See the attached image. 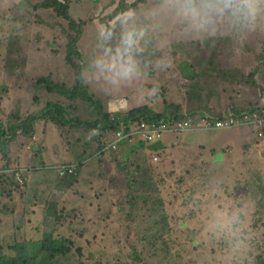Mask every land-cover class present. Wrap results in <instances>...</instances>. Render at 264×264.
<instances>
[{
	"label": "rangeland",
	"instance_id": "obj_1",
	"mask_svg": "<svg viewBox=\"0 0 264 264\" xmlns=\"http://www.w3.org/2000/svg\"><path fill=\"white\" fill-rule=\"evenodd\" d=\"M195 4L193 18L172 0H0V132L31 115L34 128L43 125L41 136L19 130L0 148L28 156L23 183L0 178V259L22 248L39 255L50 233L70 240L51 264H264V126L263 135L250 128L240 164L213 165L186 153L179 134L171 147L135 137L102 151L117 129L55 117L120 128L125 113L105 118L120 99L195 115L264 103V0L252 16L205 15ZM127 33L136 34L131 49ZM74 41L79 57L69 55ZM118 50L133 71L110 66ZM56 85L96 95L94 103L47 89ZM49 102L58 115L45 112ZM199 131L185 136L201 139ZM63 165L74 172L61 175Z\"/></svg>",
	"mask_w": 264,
	"mask_h": 264
},
{
	"label": "built area",
	"instance_id": "obj_2",
	"mask_svg": "<svg viewBox=\"0 0 264 264\" xmlns=\"http://www.w3.org/2000/svg\"><path fill=\"white\" fill-rule=\"evenodd\" d=\"M262 124H264V105H256L239 111L226 109L222 114L216 116L207 114L195 116L194 114L167 111L162 114L161 118L130 121L127 125L123 121L103 150L117 149L120 142L133 140L135 137H140L147 144H151L161 141L169 133L182 134L192 130L229 129L240 126L258 130ZM258 135H262V133L259 131ZM155 158L157 159V157ZM16 161L7 165L0 163V178L12 176L14 180L23 183V174L26 168L17 164ZM73 172L74 168L70 165L60 167L61 175Z\"/></svg>",
	"mask_w": 264,
	"mask_h": 264
},
{
	"label": "trees",
	"instance_id": "obj_3",
	"mask_svg": "<svg viewBox=\"0 0 264 264\" xmlns=\"http://www.w3.org/2000/svg\"><path fill=\"white\" fill-rule=\"evenodd\" d=\"M63 14L66 16V18H69L68 14L66 11H63ZM72 51L76 54L77 57H79V53H77V47L75 45V41L72 44L71 47V52L69 55H71ZM69 61L71 62L70 58ZM183 68V74L184 77L188 78V75L185 73V69H189L186 64L182 66ZM79 73V72H78ZM186 74V76H185ZM38 82L40 84H47V81L44 79H39ZM47 89L49 91H54L57 89H61V92L64 94H68L70 97H80L82 100H91L94 103V97L92 94L90 96H87L86 93H78L77 90H73L71 93H69V90L65 87L60 88L59 86H48ZM253 107L252 105L250 108ZM45 112L47 113H54L55 115L59 114L61 112L60 105L57 103H51L49 102L47 104V108L45 109ZM143 116L144 118L141 119H155V118H161L162 113H156L154 112L149 106H140L138 108L129 110L125 114V118H122L124 120V123L127 125L131 120L140 118ZM56 119L60 122L61 125H67L71 123H75L77 126H84L86 128H112L113 130L118 129L119 125L112 124L110 120L108 119L107 112H105V118L108 119V124L102 125L101 120H81L79 118H65L61 116H55ZM53 119V118H52ZM36 120V116L31 115L28 116V119L21 120L20 122H15L12 125L9 126L8 133L7 132H0V134L3 136V139H0V144L3 147V143L5 142L6 138L10 139L9 137L13 135H17L18 131L21 130L20 132L25 135H30L34 133L35 128H34V123ZM54 120V119H53ZM140 120V119H138ZM57 122V121H56ZM14 137V136H13ZM128 141V140H124ZM4 148V147H3ZM5 160L7 163H10V158L5 155ZM70 240L66 238L58 239L54 238L50 233H48L42 240L39 241V243L36 245V249L38 251L37 256L35 257H28L26 254V251L22 248L21 251L17 256H12L8 254H4L0 262L1 264H51L53 259L58 255V254H63L66 249L68 248Z\"/></svg>",
	"mask_w": 264,
	"mask_h": 264
},
{
	"label": "crops",
	"instance_id": "obj_4",
	"mask_svg": "<svg viewBox=\"0 0 264 264\" xmlns=\"http://www.w3.org/2000/svg\"><path fill=\"white\" fill-rule=\"evenodd\" d=\"M3 1H8V0H3ZM185 76H186V74H185ZM121 79H123V78H121ZM91 84L93 85V83H91ZM105 84L108 88V84L107 83H105ZM92 85H90V86H91L93 93L97 94L93 90L94 87H92ZM110 87H109V89H110ZM245 95L247 96V94H245ZM95 97H96V95H95ZM248 97H250V96H248ZM237 98L241 103H244L246 100H248V98L242 97L240 93L238 94ZM237 98H235V99H237ZM135 100H136V98L130 99L129 101H127L126 99H120V101L118 103H111L110 102V104H108V106H110L111 109L106 110L107 115H108V112H118V111H120L119 113H121V114L122 113L126 114L129 110L135 109V107L137 106V105H134V106H131L132 108H130L131 104L132 105L137 104ZM139 100H140V98H139ZM144 103L145 102L143 100L142 104H139V105H141V106L147 105L153 109V107L151 105L144 104ZM251 104H264V103H254L253 102V103H247V104H245V106L248 107ZM241 106H243V105H241ZM155 110H158V109H155ZM3 111L4 110H0V117L2 116L1 112H3ZM30 112H33V111H30ZM109 115H112V114H109ZM40 122H42V120H39L38 122H36V125H35V130H36L35 137L36 138L41 134L42 129H43V127H42L43 125H40ZM214 131H218V130L199 131L202 133L201 139H193V138H188L185 136L186 133L195 132V130L188 131L185 134H181V135H179L180 136L179 140H181V142H180L181 147L183 148V150L186 153H190L194 150H198V151L202 152L204 155L208 156L207 160L213 165L214 164L221 165V164H223L229 160L233 161L234 163L240 164V150H241L242 145L245 142H248L245 140L248 139L247 137L249 136V131H251V129L248 127H240V128L229 129V130H219V132L217 134H214ZM39 132H40V134H39ZM173 134H175V133H169L165 136V138L163 139L165 141V142L163 141L164 146L170 145V147H171L172 144L175 143V142H173V139H174ZM22 136H25V135H21V137ZM25 137H28V136L26 135ZM216 137L223 139V141L219 145H217V143H216ZM15 138H17V136ZM49 138H50V135H47L46 139L41 138V141L46 140V142H47V140H49ZM17 141L19 142V144H22L20 142V140H17ZM154 143H151V144H154ZM248 143H250V142H248ZM175 144H177V141ZM1 146L2 145L0 144V148H1ZM64 149H65V147H64ZM159 150L160 149H158V151ZM15 153L20 155L21 158H19V156H13L10 153V151H8L7 149H3V151L0 152V160H1L0 163H3L2 160L5 159V155H6L7 157H10L11 162L14 159H16V160H18V161H16L17 164L22 165L23 167L26 168V166H27L26 161H27L28 156L24 153L21 155L19 151H16ZM69 158L75 159L74 156H72V155ZM69 158H67V159H69ZM59 159H61V158H58L56 161H59Z\"/></svg>",
	"mask_w": 264,
	"mask_h": 264
},
{
	"label": "clouds",
	"instance_id": "obj_5",
	"mask_svg": "<svg viewBox=\"0 0 264 264\" xmlns=\"http://www.w3.org/2000/svg\"><path fill=\"white\" fill-rule=\"evenodd\" d=\"M255 2H256V0H201V8L203 9L205 15L210 10L223 12L224 9H228V10L232 11L234 14L252 16V15H254V11H255L254 10ZM172 3L177 5L178 10L180 12H182L186 15L190 14V15H192L193 18L197 17L200 14V10H198L196 7L195 0H172ZM207 22L208 21L205 19L204 23H207ZM123 43H124L125 49H131L132 46L136 43V34L135 33H127L124 37ZM117 62H119L120 68L125 73L131 72L134 70V67H133L131 61L129 60V61L125 62L122 59L121 53L119 50L117 51L116 55L113 57V61H112L110 66L115 68L117 66ZM251 105L256 106V105H264V104H251ZM250 106L245 107V108H235V107L231 106V107L223 108L221 111L223 112L226 109H232V110L239 111L242 109H247ZM222 112H216V113L205 112L204 114H201V115L204 116L205 114H207L210 116H216V115L222 114ZM163 113L164 112H162V114ZM181 113L192 114V113H188V112H181ZM195 116H199V115H195ZM120 119L122 120V118H120ZM122 121H124V120H122ZM263 126H264V124H262L261 127L258 129L262 133V135H263V132H262ZM240 127H245V126H240ZM229 129H231V128H229ZM203 130L206 131L205 129H203ZM209 130H225V129H209ZM253 130H256V129H252V131ZM195 131H198V130H195ZM185 133H182V134H185ZM175 134H178V133H175ZM179 135H181V134H179ZM112 137H114V136H112ZM111 138L109 139V141L111 140ZM164 138L165 137H163L162 140ZM162 140H161V142H162ZM105 147H106V145L103 148H105ZM103 148H102V151H106V150H103ZM2 161H3V163H5L7 165V164H10L12 162H15L16 159H14L12 162L10 161V163H7V161L5 159Z\"/></svg>",
	"mask_w": 264,
	"mask_h": 264
}]
</instances>
